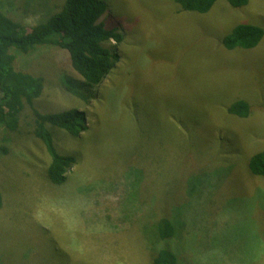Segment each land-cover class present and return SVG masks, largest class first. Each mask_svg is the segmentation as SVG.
<instances>
[{
	"label": "rangeland",
	"instance_id": "rangeland-1",
	"mask_svg": "<svg viewBox=\"0 0 264 264\" xmlns=\"http://www.w3.org/2000/svg\"><path fill=\"white\" fill-rule=\"evenodd\" d=\"M103 1L117 57L94 89L98 109L78 102L87 135L57 137V151L75 158L66 181L45 180L39 140L14 144L0 129V264H149L162 248L180 264H264V177L248 169L264 149V36L248 49L222 43L238 24L264 30V0H217L207 13L174 0ZM63 3L0 0V9L30 30ZM14 53L20 70L45 78L38 108L72 105L66 51ZM239 100L245 118L228 112ZM161 218L174 226L167 241Z\"/></svg>",
	"mask_w": 264,
	"mask_h": 264
},
{
	"label": "trees",
	"instance_id": "trees-1",
	"mask_svg": "<svg viewBox=\"0 0 264 264\" xmlns=\"http://www.w3.org/2000/svg\"><path fill=\"white\" fill-rule=\"evenodd\" d=\"M174 1L183 11L207 13L217 0ZM248 1L227 0L234 8L242 7ZM106 10L107 3L103 0H64L58 11L27 30L20 21L0 9V129L3 127L7 131L14 144L24 139L27 142L31 137L41 142L50 156L44 176L51 185L66 181L67 168L75 160L73 155H62L57 151L58 135L64 131L65 135L75 137L87 135L91 128L87 125L89 117L77 108L78 102L93 103L98 109L100 102L94 89L113 68V59L117 57L107 46L108 41H116L119 34L117 28H106L102 22ZM263 36L264 30L259 26L238 24L222 43L228 50L236 47L248 49L255 47ZM47 45L66 51L74 71V77L63 74L62 86L72 97V105L60 111L37 107L36 101L46 87L45 78L22 71L16 64L14 52L29 54ZM249 111L250 105L244 100L235 101L228 108L229 113L241 118L247 117ZM22 118L25 121L21 129ZM248 169L251 174L264 177V149L249 157ZM2 205L0 189V208ZM155 227L161 240L167 241L174 233V226L168 218H161ZM180 261L174 251L162 248L149 264H180Z\"/></svg>",
	"mask_w": 264,
	"mask_h": 264
},
{
	"label": "bare ground",
	"instance_id": "bare-ground-1",
	"mask_svg": "<svg viewBox=\"0 0 264 264\" xmlns=\"http://www.w3.org/2000/svg\"><path fill=\"white\" fill-rule=\"evenodd\" d=\"M41 138V137H40ZM86 145V144H85Z\"/></svg>",
	"mask_w": 264,
	"mask_h": 264
}]
</instances>
